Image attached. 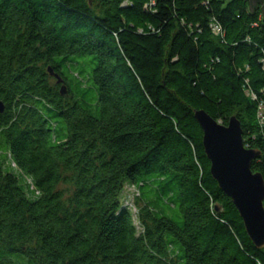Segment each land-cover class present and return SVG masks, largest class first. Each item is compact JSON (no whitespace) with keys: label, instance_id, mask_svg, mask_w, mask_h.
Wrapping results in <instances>:
<instances>
[{"label":"trees","instance_id":"obj_1","mask_svg":"<svg viewBox=\"0 0 264 264\" xmlns=\"http://www.w3.org/2000/svg\"><path fill=\"white\" fill-rule=\"evenodd\" d=\"M225 1L0 0V264H264L195 117L264 177V18Z\"/></svg>","mask_w":264,"mask_h":264},{"label":"water","instance_id":"obj_2","mask_svg":"<svg viewBox=\"0 0 264 264\" xmlns=\"http://www.w3.org/2000/svg\"><path fill=\"white\" fill-rule=\"evenodd\" d=\"M230 2L232 0H226L221 5L226 6ZM258 3L262 6L258 7ZM256 8L262 9L263 19L264 0H249L248 9L252 15ZM48 71L57 83L63 81L51 68ZM65 92L66 87L62 84L60 93ZM3 108L0 101V112ZM195 117L204 132L203 144L211 161L212 175L234 200L253 242L257 246H264V177L252 169V162L260 155V151L245 146L243 128L237 116H232L228 124L217 121L205 110H197Z\"/></svg>","mask_w":264,"mask_h":264},{"label":"rangeland","instance_id":"obj_3","mask_svg":"<svg viewBox=\"0 0 264 264\" xmlns=\"http://www.w3.org/2000/svg\"><path fill=\"white\" fill-rule=\"evenodd\" d=\"M3 167L6 168V165L3 162ZM136 193L137 190L134 186L132 185H127V187L124 188V191L122 193V203L123 204H129L134 212L136 211V208L134 207V204L136 203ZM147 196H154V193L151 192L150 190H148V192L146 193ZM169 217L173 218V219H177L178 215L175 212L169 211L166 213ZM139 223L137 222V225Z\"/></svg>","mask_w":264,"mask_h":264},{"label":"built area","instance_id":"obj_4","mask_svg":"<svg viewBox=\"0 0 264 264\" xmlns=\"http://www.w3.org/2000/svg\"><path fill=\"white\" fill-rule=\"evenodd\" d=\"M213 29L216 31V32H221V27L217 24H213Z\"/></svg>","mask_w":264,"mask_h":264}]
</instances>
